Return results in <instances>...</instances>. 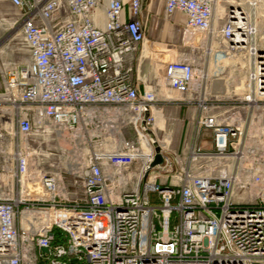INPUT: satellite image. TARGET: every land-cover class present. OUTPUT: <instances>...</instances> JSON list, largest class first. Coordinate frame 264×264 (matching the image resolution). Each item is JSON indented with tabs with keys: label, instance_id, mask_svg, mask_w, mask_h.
Segmentation results:
<instances>
[{
	"label": "built area",
	"instance_id": "2783aa9c",
	"mask_svg": "<svg viewBox=\"0 0 264 264\" xmlns=\"http://www.w3.org/2000/svg\"><path fill=\"white\" fill-rule=\"evenodd\" d=\"M0 1L24 53L0 46V264H264L259 0H165L204 57L167 62L155 91L137 73L144 0H107L103 28V0ZM157 105L186 109L179 148Z\"/></svg>",
	"mask_w": 264,
	"mask_h": 264
},
{
	"label": "crops",
	"instance_id": "0c3cea01",
	"mask_svg": "<svg viewBox=\"0 0 264 264\" xmlns=\"http://www.w3.org/2000/svg\"><path fill=\"white\" fill-rule=\"evenodd\" d=\"M128 1L129 0H126V2ZM106 4L107 0H103V4L95 11L96 25L101 28L105 27ZM3 7L4 9L5 7L7 8V4H3L0 1V12L3 11ZM164 9L165 0H144L143 17L147 22L146 41L139 53L137 73L143 80H145L153 91L163 83L162 68L164 60L162 56L156 57L155 53L147 54L146 51L149 50V48H151V51H157L158 53L165 50V48H162L163 45L175 46L176 50L177 48H180L185 51L178 52V58L192 61H196L192 54L196 48H198L191 38L183 34V28L187 20L186 15L181 11H175L169 17H166L164 15ZM156 17L160 18L158 26H155L153 23V20ZM202 55V57H204V53ZM157 66L158 68H155ZM208 67L210 72H213L214 65L210 64ZM177 120L182 124L178 122L179 124H176V126L169 131L171 133L170 136H173L180 147L183 130L187 123L185 113L184 117H182V113L178 112V118H176L175 121ZM208 146L210 145L208 144ZM153 173L160 174L161 171L157 169L154 170Z\"/></svg>",
	"mask_w": 264,
	"mask_h": 264
},
{
	"label": "rangeland",
	"instance_id": "374dc122",
	"mask_svg": "<svg viewBox=\"0 0 264 264\" xmlns=\"http://www.w3.org/2000/svg\"><path fill=\"white\" fill-rule=\"evenodd\" d=\"M238 3H248V1H251V0H236ZM258 5L256 7H254L253 9H249V12L251 14V16L253 17V19L256 21L258 27H259V35H258V38L260 36H263V40H262V43L264 44V0H259ZM8 5H7V8L3 7V12L4 11H10L12 12V10L8 9ZM1 14H0V46L1 47H7V53L8 55L12 58V59H18L19 58H22L24 56V53L22 50H20V44H19V35H18V29L14 28V29H11L9 30L8 28H6L3 24V21L1 20ZM160 20L159 17H156ZM195 37H197V41L195 42V44H198V41L200 40V35L199 34H196L194 35ZM199 48H196V50L193 52V57H195L196 61L199 62V63H202L203 62V50H204V47L201 45L197 46ZM162 48H165V50L161 51V52H158L159 56H162V53H163V60H164V65L171 61V60H174L176 58H178V52L180 51H184L180 48H175V46H171V45H163ZM166 49H168L166 51ZM175 49V50H174ZM150 51V50H149ZM185 52V51H184ZM157 53V51H151L150 54H153ZM157 57V55H156ZM226 62V61H225ZM225 62H223L225 64ZM236 62L234 66H229L226 67V72H225V75L223 74V76L226 78L228 76V74L230 73L231 74V78L230 80L228 81L229 83V87H231V89L233 90L235 86H238L240 83H239V80L241 79L242 77V72H241V69L239 66H237V61H234ZM241 76V77H240ZM236 80V81H235ZM162 92L163 94L165 95H169V96H173L175 97L174 93L172 92H167L166 90V87L164 86L162 88ZM155 115L156 117H162L163 120H164V129L166 132H168V130L172 129L174 126H176V124L178 125L180 122L179 120L175 121L176 118H178V112H181L182 113V117H184V113H186V109L185 108H179V107H175V106H168L167 108H165V111L164 112H161L160 111V106L157 105V107L155 108ZM156 118V119H157ZM181 123V122H180ZM182 124V123H181ZM165 133L162 132V131H158V136L160 138L164 137ZM165 144L169 145L170 147L172 148H179V145L178 143L175 141L174 138H165ZM154 170H157V168H155ZM153 170V171H154Z\"/></svg>",
	"mask_w": 264,
	"mask_h": 264
},
{
	"label": "water",
	"instance_id": "95a60500",
	"mask_svg": "<svg viewBox=\"0 0 264 264\" xmlns=\"http://www.w3.org/2000/svg\"><path fill=\"white\" fill-rule=\"evenodd\" d=\"M149 115V112L146 111L145 112V117L142 121V128L145 130V132L148 134L153 146H154V149H155V158H154V161L152 162L151 164V167H155L157 165H160L163 163V156H162V153H161V146L159 145L158 143V140L156 138V135L155 133L153 132V130L151 128H149L147 125H146V118L148 117ZM147 174H145V177H147ZM42 252L44 253H48L49 252V249L46 248V247H42L41 248Z\"/></svg>",
	"mask_w": 264,
	"mask_h": 264
},
{
	"label": "bare ground",
	"instance_id": "6f19581e",
	"mask_svg": "<svg viewBox=\"0 0 264 264\" xmlns=\"http://www.w3.org/2000/svg\"><path fill=\"white\" fill-rule=\"evenodd\" d=\"M231 3L233 4V5H237L238 4V2L236 1V0H231ZM150 50V51H149ZM149 50H147L146 51V53L147 54H150L151 53V48H149ZM167 51V50H166ZM157 56L159 55V53H157L156 54ZM148 56V55H147ZM162 56H163V53H162ZM164 66V65H163ZM155 68H158V66L157 67H155ZM236 81V80H235ZM155 125H156V127H158L159 129H163V127H164V120H163V118L162 117H158L157 119H156V121H155Z\"/></svg>",
	"mask_w": 264,
	"mask_h": 264
},
{
	"label": "trees",
	"instance_id": "16d2710c",
	"mask_svg": "<svg viewBox=\"0 0 264 264\" xmlns=\"http://www.w3.org/2000/svg\"><path fill=\"white\" fill-rule=\"evenodd\" d=\"M58 242L62 241V231L60 229L55 230Z\"/></svg>",
	"mask_w": 264,
	"mask_h": 264
}]
</instances>
